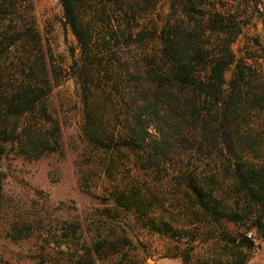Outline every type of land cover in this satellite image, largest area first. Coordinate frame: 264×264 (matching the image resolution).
I'll return each mask as SVG.
<instances>
[{
  "label": "trees",
  "instance_id": "obj_1",
  "mask_svg": "<svg viewBox=\"0 0 264 264\" xmlns=\"http://www.w3.org/2000/svg\"><path fill=\"white\" fill-rule=\"evenodd\" d=\"M27 1L0 0V157L8 144L28 162L62 153L47 101L72 79L84 143L78 184L88 192L90 175L108 180L112 207L101 214H130L169 234L168 224L150 220L159 198L149 184L162 181L163 170L192 225H213L224 238L222 223L245 228L207 264H247L264 245V70L237 59L233 46L248 18H264V0H165L160 26L154 12L162 0H58L76 44L66 67L21 16ZM37 112V121L21 126ZM190 155L202 158V168L182 166ZM19 223L8 232L13 241L32 231V220ZM109 238L98 231L60 264H135L119 260L120 239Z\"/></svg>",
  "mask_w": 264,
  "mask_h": 264
},
{
  "label": "rangeland",
  "instance_id": "obj_2",
  "mask_svg": "<svg viewBox=\"0 0 264 264\" xmlns=\"http://www.w3.org/2000/svg\"><path fill=\"white\" fill-rule=\"evenodd\" d=\"M167 13L168 5L162 0L154 12V20L159 26L164 23ZM20 14L28 23H33L44 42V51L51 54L57 65L66 67L76 44L71 33L63 26L58 0H28L21 5ZM255 39L260 46L255 45ZM262 48L264 18L253 14L243 25L242 34L233 50L237 59H245L259 70H264ZM15 54V51L12 52L9 61L14 59ZM230 74H227V79ZM47 105L52 120L60 128L62 153L28 162L15 156L12 145L8 144L0 157V260L9 264L41 263L46 260L60 264L73 253L81 252L86 243L95 241L100 231L103 237H110L112 241L120 239L117 258L126 263L207 264L213 257H218L223 248H227V238L244 231L245 228L222 223L220 230L226 235L224 238L217 228L214 230L213 225L200 226L188 222L185 214L181 215L178 197L172 196L174 189L168 185L170 176H166L163 170L158 173L163 180L149 184L153 196L159 198L150 220L159 226L162 222L168 224L172 228V236L171 232L157 233L147 227L145 221L136 220L130 214L103 216L101 212L112 207L104 197L108 180L90 175L91 190L88 192L81 191L78 184L79 155L84 143L75 82L63 78L52 90ZM38 119V112L33 113L24 117L20 124L22 126L24 122L31 123ZM201 159L190 155L181 164L190 170L198 166L202 168L199 164ZM126 173V168L122 169L119 179L126 178ZM150 177L154 180L155 175ZM23 218L25 221L32 220V231L26 239L13 241L8 237V232L12 226L20 225ZM72 226L77 228L75 235L70 230ZM109 228L114 230V234L110 235ZM187 256L188 260L184 261ZM112 259H116V256ZM247 264H264V248L261 245L250 253Z\"/></svg>",
  "mask_w": 264,
  "mask_h": 264
},
{
  "label": "crops",
  "instance_id": "obj_3",
  "mask_svg": "<svg viewBox=\"0 0 264 264\" xmlns=\"http://www.w3.org/2000/svg\"><path fill=\"white\" fill-rule=\"evenodd\" d=\"M261 248H264V245L263 244L261 245Z\"/></svg>",
  "mask_w": 264,
  "mask_h": 264
}]
</instances>
